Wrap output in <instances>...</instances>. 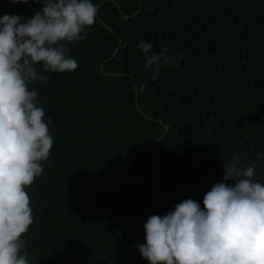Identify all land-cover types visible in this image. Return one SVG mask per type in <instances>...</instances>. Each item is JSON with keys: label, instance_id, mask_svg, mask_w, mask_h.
Returning a JSON list of instances; mask_svg holds the SVG:
<instances>
[{"label": "trees", "instance_id": "obj_1", "mask_svg": "<svg viewBox=\"0 0 264 264\" xmlns=\"http://www.w3.org/2000/svg\"><path fill=\"white\" fill-rule=\"evenodd\" d=\"M92 2L96 23L68 45L78 68L37 65L48 79L29 85L54 139L25 189L29 264H149L144 225L174 210L153 196L159 172L156 194L201 208L234 155L264 183V0ZM42 7L0 0V17ZM141 42L172 57L155 80Z\"/></svg>", "mask_w": 264, "mask_h": 264}, {"label": "clouds", "instance_id": "obj_2", "mask_svg": "<svg viewBox=\"0 0 264 264\" xmlns=\"http://www.w3.org/2000/svg\"><path fill=\"white\" fill-rule=\"evenodd\" d=\"M33 2L43 7L31 18L0 17V264H29L22 236L34 217L25 189L43 174L42 162L54 144L51 119L45 121L37 92L29 87L48 79L36 66L75 71L78 62L68 55V45L87 38L98 12L92 0ZM138 48L145 67L153 68V80L172 61L149 42ZM231 159L224 182L205 194L204 208L187 199L162 217H149L146 243L139 246L149 264H264V183L255 179V164L241 167L239 156Z\"/></svg>", "mask_w": 264, "mask_h": 264}, {"label": "water", "instance_id": "obj_3", "mask_svg": "<svg viewBox=\"0 0 264 264\" xmlns=\"http://www.w3.org/2000/svg\"><path fill=\"white\" fill-rule=\"evenodd\" d=\"M125 18H126V19H129L130 17L125 16ZM107 28L110 29L108 26H107ZM121 44H122V43L120 42L119 47L116 49V51H115V53H114V55L112 56L111 59H113V58L116 56L117 52L119 51V48H120V45H121ZM137 101H138V100H137ZM137 106H138L139 111L142 113V111H141V109H140L138 103H137ZM142 114H143V113H142ZM168 132H169V127H166V131H165L164 136H162L160 139H158V140L154 143L153 147H154L157 143H159L161 140H163V138L165 137V135H166ZM153 147H152V149H153ZM152 149H151V157H152L153 164L156 166L157 164H156V162H155V159L153 158ZM160 175H161V173L159 172V173H158L157 180H156V183H155V185H154V187H153V190H152V192H153V196H154V197H164V198H167L168 201L170 202L171 206H172V207L174 208V210H175L176 205L173 203V201H172L168 196H166V195H159V194H156V192H155L156 187H157V185H158V181H159Z\"/></svg>", "mask_w": 264, "mask_h": 264}, {"label": "bare ground", "instance_id": "obj_4", "mask_svg": "<svg viewBox=\"0 0 264 264\" xmlns=\"http://www.w3.org/2000/svg\"><path fill=\"white\" fill-rule=\"evenodd\" d=\"M49 87V86H48ZM262 98V97H261ZM172 207V206H171Z\"/></svg>", "mask_w": 264, "mask_h": 264}]
</instances>
